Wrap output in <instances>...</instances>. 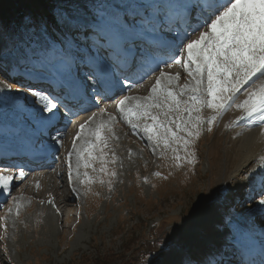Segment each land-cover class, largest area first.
<instances>
[{
  "label": "rangeland",
  "instance_id": "obj_1",
  "mask_svg": "<svg viewBox=\"0 0 264 264\" xmlns=\"http://www.w3.org/2000/svg\"><path fill=\"white\" fill-rule=\"evenodd\" d=\"M89 1L61 0L57 12L66 10L82 20L90 7ZM92 1L99 5L97 8H102L99 1L105 3L108 0ZM6 35L12 37L0 33V81H3L0 84V117L8 112L14 116L20 110L25 116L30 109L40 107L42 102L35 101L33 92L20 89L22 84L15 82L18 78L16 71L27 52L23 30L10 27ZM55 35L57 38L52 41L59 43L61 30L56 26ZM50 36L49 32L36 33V41L30 48L34 55L33 67L49 66L51 57L47 51L53 50ZM10 40L14 42L10 50L1 53L8 49L6 46ZM43 55L47 59L42 60ZM5 84L14 86L7 88ZM149 87V83L141 85L138 91L147 93ZM16 96L21 101L14 105L11 101ZM210 111L204 109L203 115L206 117ZM106 112L113 114L111 110ZM240 115L239 110L229 109L214 123L211 132L207 131L205 124L200 137L192 145L195 155L191 164L183 159L185 154L181 151L182 159L177 166L171 150L161 156L162 145L154 152L142 134L132 131L131 135H126L116 121L113 129L119 138L111 139L105 150L109 153L105 158L106 167L114 170L116 176L109 177L100 172L102 162L96 160L93 162L96 171L92 167H80V175L71 177V183L75 185L70 193L65 192V186H61L55 175L14 179L10 203L12 205L17 198L20 206L13 205L0 221V264H167L178 255L184 257L187 246L198 239L203 240L197 246L203 251L186 256L184 264L188 261L192 264H235L236 258L223 256L226 253L224 248L230 241L239 244L235 236L231 239L232 217L249 200L241 186L234 199L226 200L239 165L240 146L239 129L234 125L225 128V124ZM85 120L86 117H81L74 123L68 135L70 141L79 130L77 125ZM6 124L11 125L0 123L1 129H6ZM15 133L0 132V146L3 142H15L18 138L13 135ZM127 148L131 149L127 156L129 160L125 157ZM113 151L115 163L110 162ZM61 164H67L64 156ZM157 172L160 175L153 174ZM261 179L258 186L261 188L255 193L252 191L251 201L264 198V178ZM248 196L249 199L251 194ZM64 205L68 208L64 209ZM5 217L13 221L7 222ZM261 217L264 218V213ZM256 224L255 229H249L252 235L261 234L257 230L261 223ZM209 244L217 250L214 255L207 251ZM211 255L216 259L213 260Z\"/></svg>",
  "mask_w": 264,
  "mask_h": 264
},
{
  "label": "snow or ice",
  "instance_id": "obj_2",
  "mask_svg": "<svg viewBox=\"0 0 264 264\" xmlns=\"http://www.w3.org/2000/svg\"><path fill=\"white\" fill-rule=\"evenodd\" d=\"M182 7V20L186 28L179 35V43L185 39L187 43L179 49L173 45V54L169 59L184 69L185 82L179 83L180 73L172 74L161 68L147 96H124L116 105L119 118L133 133L142 134L154 152L162 145L161 156L171 150L177 166L182 159L181 151L185 154L183 159L189 164L193 163L195 153L192 145L200 137L204 125L211 132L214 123L229 109H237L241 115L225 124V128L247 117L248 126L257 124L264 137V0H188ZM193 13L196 14V23L190 24ZM24 19L30 25L34 21L30 14ZM49 20L61 30L59 43L63 47L56 48L53 44L54 51L61 58H74L79 36L99 43V38L104 35L100 28L103 14L85 21L69 11H60L49 19L41 18V31L44 33L47 32ZM115 25L127 28L120 20ZM188 28L194 32L199 29L198 36L188 39ZM171 67L172 64H166V68ZM4 86L13 87L10 84ZM33 94L38 97L37 102H44V112L52 113L58 107L53 100L63 102L59 97H50L43 92ZM204 109L211 110L206 117L203 115ZM100 111L103 114L104 110ZM95 117L93 113L79 125L71 149L67 152L70 183L74 169L92 167L96 171L93 167L96 160L102 162L100 172L109 177L116 176L114 170L106 167L105 158L109 153L105 150L111 139H118L113 129L117 117L111 114L107 119L96 120ZM42 119L50 123L55 117ZM260 159L264 162V156ZM115 161L113 151L110 162ZM7 171V168L0 171V188L10 194L11 182L23 177L24 173L19 171L16 176L3 174ZM76 174L80 175L78 171ZM153 174L160 175L158 172ZM49 203L52 201L49 200ZM261 203L264 204V200ZM16 206L19 208V202Z\"/></svg>",
  "mask_w": 264,
  "mask_h": 264
},
{
  "label": "bare ground",
  "instance_id": "obj_3",
  "mask_svg": "<svg viewBox=\"0 0 264 264\" xmlns=\"http://www.w3.org/2000/svg\"><path fill=\"white\" fill-rule=\"evenodd\" d=\"M121 28L122 27H119V30H121ZM52 62L54 64H52L50 66V68L54 69L55 67L60 66L64 63V58L55 57L52 59ZM119 97H122V95H120ZM9 114L10 113L8 112V115ZM10 116H11V114L9 116H7L6 118H0V123L5 124V123L10 122L8 120V118ZM101 117H103V118L105 117V119L108 118V116H106L105 114H101ZM17 118L15 117L16 120L19 119V118L18 119ZM248 125H249V118H247V117L242 118L240 121L237 120L236 124L234 125L239 129L237 134L239 135L238 142H239L240 147L238 149H240V151H239L240 156H239V165L233 174V180L231 182L232 186H231V189H229V192L227 193V199L226 200L228 201L231 198L234 199V195L236 194V192L240 191V189L242 187V189L244 190V193L247 195L246 199L249 201H247L244 204L245 206L243 208L236 210L235 214L232 217V225L234 227H236V229H237V226H239V225L246 226L248 229H255L256 225H257L256 223H261V226H258L257 230L261 234H264V218L261 217V214L264 213V204H262L261 201L264 200V198L263 197L261 199L258 198L257 200H253V201L250 200V199H252V196H254L253 193H255L257 191L258 186H260V184L262 183L261 178H264V162H262L260 159V157L264 156V137L261 136L260 127L257 124H252L251 126H248ZM17 137L20 138V136H17ZM238 142H237V144H238ZM128 155H129V150L127 148L126 152H125V157H127ZM4 159L6 160L8 158L5 157ZM127 159H128V157H127ZM44 173H46V171H41L39 173H35V175H43ZM49 188L51 189V187H49ZM236 190H238V191H236ZM252 191H253V193H252ZM249 194H251V197L248 199ZM7 206H8V208L11 206L10 201H9V204ZM208 206H210V204ZM47 214L45 216H48ZM260 219L262 221H260ZM233 235L236 237L235 233H233ZM201 242H203V240H201V239H198L197 242L192 241V243H190V245L187 246L188 251H186V254L184 255V257L182 255H178L177 257H175V259L168 260L167 264H169V263H172V264H182L183 263L184 264V260H185L186 256L190 257L191 253L196 254V252H200V251L202 252L203 251V248L199 249V247H197L198 244ZM213 246H214L213 244H209L207 247V249H208L207 251H209L210 254L213 253L212 255H214V253H217V250H215L213 248ZM237 247H238V244L234 245V243H232V242H231V244L230 243L227 244L226 247L224 248L226 253H224L223 256L224 257L235 256L234 253L236 251H238ZM189 250L191 252H189ZM234 263L235 264L236 263L247 264L248 262L247 261L244 262L242 259H241V261H239V258L237 256V261H234Z\"/></svg>",
  "mask_w": 264,
  "mask_h": 264
},
{
  "label": "trees",
  "instance_id": "obj_4",
  "mask_svg": "<svg viewBox=\"0 0 264 264\" xmlns=\"http://www.w3.org/2000/svg\"><path fill=\"white\" fill-rule=\"evenodd\" d=\"M61 0H0V33L7 37V30L12 27L21 29L24 27L26 40L33 43L36 33L42 28L40 24L41 18L49 19L50 16L56 14L58 4ZM34 18L30 25L24 19L26 15ZM48 27H53V23L49 20Z\"/></svg>",
  "mask_w": 264,
  "mask_h": 264
}]
</instances>
